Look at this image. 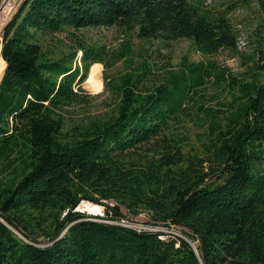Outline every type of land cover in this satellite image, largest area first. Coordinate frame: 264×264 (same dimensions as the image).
I'll return each mask as SVG.
<instances>
[{"label":"trees","instance_id":"16d2710c","mask_svg":"<svg viewBox=\"0 0 264 264\" xmlns=\"http://www.w3.org/2000/svg\"><path fill=\"white\" fill-rule=\"evenodd\" d=\"M207 2L22 3L0 53V264H264V83L187 59L149 87L146 67L112 79L107 68L126 54L107 65L105 49L78 33L117 26L140 39L192 40L204 55L237 51L230 9ZM95 64L115 98L105 113L87 111L95 97L82 89ZM254 67L264 75V48ZM210 80L233 99L198 107L208 139L202 154H185L171 124ZM84 201L106 216L76 211ZM125 212L184 236L127 226Z\"/></svg>","mask_w":264,"mask_h":264},{"label":"rangeland","instance_id":"374dc122","mask_svg":"<svg viewBox=\"0 0 264 264\" xmlns=\"http://www.w3.org/2000/svg\"><path fill=\"white\" fill-rule=\"evenodd\" d=\"M24 1L4 0L0 6V53L4 28ZM235 2L236 5H233ZM207 3L211 10L214 8L219 10L230 9L229 19L239 40L237 51L222 50L216 55H204L197 50L192 40L180 39L165 42L162 39H140L137 36V30L127 32L117 26L82 29L78 33L85 38L89 47L105 49L104 60L108 63L107 65L111 63L114 54L120 52L126 54L125 59L107 68L106 73L112 79H117L126 73H140L146 67L149 73L145 79V84L149 87L155 82L161 81L165 70H178L183 60L187 59L190 63H212L217 66V69H226L228 73L238 79L250 80L256 76L258 80L264 83V75L257 72L254 67L257 49L264 48V13L261 11L257 0H208ZM8 4L10 11L5 9ZM64 37L61 35L59 39L63 40ZM61 49L65 50L66 48H60L58 52ZM3 62L0 55V66L4 64ZM104 70L103 64L93 65L88 79L82 87L87 94L95 97L91 101L92 105L87 109L91 113H105L115 99L113 94L104 89ZM232 99L233 95L229 88L224 85H217L213 80H210L195 97L191 113L182 114L172 122L171 131L175 135L185 137L183 143L185 154H202L203 145L208 139L209 120L202 112L198 111V107L204 105L206 109H224ZM109 204L114 206L113 203ZM105 210V206L87 201L82 202L76 209V211L100 217L106 216ZM124 214L128 216V220H124V224L127 226L159 230L174 236H184V231L181 228L148 224L149 217L146 213H142L136 218H132L126 212ZM41 241L42 246H45L47 239L41 238ZM194 244L197 245V243Z\"/></svg>","mask_w":264,"mask_h":264},{"label":"water","instance_id":"95a60500","mask_svg":"<svg viewBox=\"0 0 264 264\" xmlns=\"http://www.w3.org/2000/svg\"><path fill=\"white\" fill-rule=\"evenodd\" d=\"M19 8H20V7H19ZM18 11H19V9L16 11V13H15L14 15H12L10 21L14 18V16L18 13ZM10 21H9V22H10ZM9 22H8V23H9ZM194 249L196 250V247H195Z\"/></svg>","mask_w":264,"mask_h":264},{"label":"bare ground","instance_id":"6f19581e","mask_svg":"<svg viewBox=\"0 0 264 264\" xmlns=\"http://www.w3.org/2000/svg\"><path fill=\"white\" fill-rule=\"evenodd\" d=\"M13 3H14V2H13ZM13 3H12V5H13ZM6 7H7V8H5L6 11H10L9 8H8V7H9V4H8ZM7 13H8V12H7Z\"/></svg>","mask_w":264,"mask_h":264},{"label":"crops","instance_id":"0c3cea01","mask_svg":"<svg viewBox=\"0 0 264 264\" xmlns=\"http://www.w3.org/2000/svg\"><path fill=\"white\" fill-rule=\"evenodd\" d=\"M2 66V65H1Z\"/></svg>","mask_w":264,"mask_h":264}]
</instances>
